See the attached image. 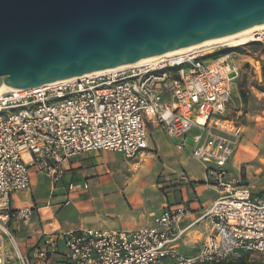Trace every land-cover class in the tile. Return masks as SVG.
<instances>
[{
  "label": "built area",
  "instance_id": "1",
  "mask_svg": "<svg viewBox=\"0 0 264 264\" xmlns=\"http://www.w3.org/2000/svg\"><path fill=\"white\" fill-rule=\"evenodd\" d=\"M256 43L264 45V29L238 46L194 49L153 64L2 91L0 264H36L57 254L60 244L62 264H212L253 253L264 257V192L253 193L232 172L244 125L242 109H228L242 66L261 82L258 52L246 48ZM225 47L239 50L210 56ZM150 129L181 138L183 144L192 141L189 157L201 164L206 182L217 191L198 218L209 217L212 226L196 252L179 250L186 230L180 226L184 206L165 207L151 224L132 230L92 226L42 232L41 242L29 252L22 249L12 224L29 229L34 208H12L11 197L29 190L32 170L54 186L66 162L100 151L118 153L138 168L150 148ZM70 203L67 196L63 205Z\"/></svg>",
  "mask_w": 264,
  "mask_h": 264
},
{
  "label": "water",
  "instance_id": "2",
  "mask_svg": "<svg viewBox=\"0 0 264 264\" xmlns=\"http://www.w3.org/2000/svg\"><path fill=\"white\" fill-rule=\"evenodd\" d=\"M264 24V0H0V85L24 89Z\"/></svg>",
  "mask_w": 264,
  "mask_h": 264
},
{
  "label": "crops",
  "instance_id": "3",
  "mask_svg": "<svg viewBox=\"0 0 264 264\" xmlns=\"http://www.w3.org/2000/svg\"><path fill=\"white\" fill-rule=\"evenodd\" d=\"M150 133V148L144 153L143 161L139 165L140 173L132 177L126 176L125 168L128 171L129 166L133 169L139 167L135 168L125 158V165L123 163L119 167L114 166L112 162L117 159L118 153L110 151L82 153L70 159L64 165L61 182L54 186L45 175L32 170L29 190L13 193L11 197L12 208H34L29 229L21 228L18 222L12 224L19 244L31 247L41 242L42 232L61 233L92 226L132 230L151 224L153 216L159 215L165 207L176 209L184 206L187 213L180 226L186 227V230L178 241L179 250L184 254L196 252L212 226L209 217L200 220L198 218L203 208L217 198V191L206 182L202 166L201 178L197 172L188 171L192 141L183 144L181 138L169 137L168 140L165 138L166 134L157 129H150ZM153 134H156V140ZM160 152L165 154L167 160H171L170 163H164L165 167L171 164L172 171L183 168L188 176L183 175V180L174 181L170 188L164 187L163 192L152 193L148 183H142L141 179L152 172L154 158ZM183 153L187 154V159L180 156ZM69 185L73 187L71 190L68 189ZM41 186L48 191L46 197L38 196V193H44ZM160 186L158 184V188ZM156 189L153 187L152 190ZM67 196L74 212L60 221L58 213L65 206L63 202ZM111 202L117 205L116 209L111 210ZM56 203H61L60 209ZM63 252L60 244L57 254L38 260L36 264H62ZM249 259L264 261V257L258 253H253Z\"/></svg>",
  "mask_w": 264,
  "mask_h": 264
},
{
  "label": "rangeland",
  "instance_id": "4",
  "mask_svg": "<svg viewBox=\"0 0 264 264\" xmlns=\"http://www.w3.org/2000/svg\"><path fill=\"white\" fill-rule=\"evenodd\" d=\"M226 48V47H225ZM250 50L257 51L261 63V82L263 81L264 70V45L262 43H256L246 47ZM215 48L214 50H216ZM241 49V48H240ZM257 79L254 77V73L247 67L242 66L239 71V76L234 82V89L231 95V99L228 105V109L233 111L236 106L240 107L243 111L241 119L244 125V133L236 147L232 172L234 175L240 174L241 178L247 181L251 185L253 193L264 192V91L260 90L257 86ZM156 140V134H153ZM166 139L170 138L166 135ZM183 159H187L186 153L180 155ZM189 165L187 167L190 173L197 172L199 178L202 177L201 165L194 159L189 158ZM171 160H167L165 154L158 153L154 158V168L149 175H146L141 182H147L150 188V192H163L164 187L170 188L172 183L176 180H183L182 176L186 177L187 172L185 169L180 168L178 171L171 170V164L165 167L164 163H170ZM124 163V159L120 154H117V159L112 162L116 167H119ZM172 163V162H171ZM125 165V163H124ZM126 166H124L125 168ZM125 168V174L128 177L135 176L140 173V167L133 169L131 166ZM158 168V170H156ZM155 170L157 172H155ZM198 183H201L198 180ZM158 184H161V188H158ZM44 193H38L41 198L46 197L48 191L44 186H41ZM156 187V190H152ZM15 204V200L13 201ZM58 209L61 208V203H56ZM111 210L116 209L117 205L110 203ZM74 212L72 205L64 206L59 210L58 218L61 221L63 218H67ZM18 237V236H17ZM21 246L24 251H30V246ZM250 258V256H248Z\"/></svg>",
  "mask_w": 264,
  "mask_h": 264
},
{
  "label": "bare ground",
  "instance_id": "5",
  "mask_svg": "<svg viewBox=\"0 0 264 264\" xmlns=\"http://www.w3.org/2000/svg\"><path fill=\"white\" fill-rule=\"evenodd\" d=\"M262 29H264V24L256 25V26H253V27H250V28H247V29L226 35V36L206 39V40L200 41V42L192 44V45H188L186 47H183V48H180V49H177L174 51H168V52L159 53L156 55L142 57V58H140V59H138L132 63H129V64L101 69L99 71L93 72V74L94 73L108 72V71H117V70L128 68V67L142 66L145 64H153V63H157L162 57H164L166 55L183 53V52L191 51L194 49H203V50L211 51L214 48L221 46V45L238 46V45H241V44H244V43H247L248 41H250L254 35V31H256V30L261 31ZM78 78H79V76L78 77H72V78H66V79H60V80L50 82V83H47L44 85H56L59 83L72 81V80H75ZM4 90H10V87H8L4 83H2L0 85V93Z\"/></svg>",
  "mask_w": 264,
  "mask_h": 264
},
{
  "label": "trees",
  "instance_id": "6",
  "mask_svg": "<svg viewBox=\"0 0 264 264\" xmlns=\"http://www.w3.org/2000/svg\"><path fill=\"white\" fill-rule=\"evenodd\" d=\"M232 50H239V48H235V49H233L232 47L222 48V49H219L218 51L212 53L210 56L213 58H216V57L223 55V54H226ZM257 86L260 90L264 91V70H263V81L258 82ZM212 264H264V261L250 260L248 258V255H242V256L235 258V259L224 260V261H220V262L212 263Z\"/></svg>",
  "mask_w": 264,
  "mask_h": 264
}]
</instances>
